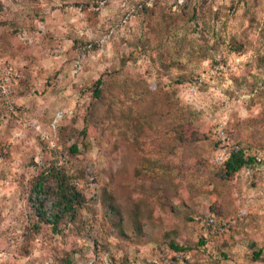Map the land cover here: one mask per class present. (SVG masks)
<instances>
[{"label":"rangeland","instance_id":"1","mask_svg":"<svg viewBox=\"0 0 264 264\" xmlns=\"http://www.w3.org/2000/svg\"><path fill=\"white\" fill-rule=\"evenodd\" d=\"M5 62L24 74L19 111L45 131L62 117L51 148L0 100V264H167L171 244L196 264H264V0H0ZM219 125L261 164L226 179ZM52 164L88 201L59 235L27 205ZM237 210L226 236L203 224Z\"/></svg>","mask_w":264,"mask_h":264},{"label":"trees","instance_id":"2","mask_svg":"<svg viewBox=\"0 0 264 264\" xmlns=\"http://www.w3.org/2000/svg\"><path fill=\"white\" fill-rule=\"evenodd\" d=\"M186 5L183 6L185 8ZM186 13L183 10V14ZM194 15V11L191 16ZM235 44V42H233ZM240 52L239 49L235 50ZM102 81L99 79L95 82L96 88L93 90L95 97L100 96ZM181 128V127H180ZM179 128V129H180ZM76 146H72L69 151L76 153ZM252 163V159L246 160L243 153L232 155L223 165L226 179H232L234 175L242 168ZM73 176L65 167H57L52 164L49 168L29 181L27 190V205L30 211L36 216V225L32 228L38 230L39 223L48 225L54 234L59 235L62 230L68 228L70 224H75L79 214L86 209L87 199L75 184H72ZM48 198L52 202V208L45 210L43 199ZM112 209V208H111ZM112 212L114 210L112 209ZM31 228V229H32ZM116 231L123 235L121 223L116 224ZM175 251H183L176 245H170ZM254 259L257 260L261 252L253 253ZM64 264H75L74 258L67 255Z\"/></svg>","mask_w":264,"mask_h":264},{"label":"built area","instance_id":"3","mask_svg":"<svg viewBox=\"0 0 264 264\" xmlns=\"http://www.w3.org/2000/svg\"><path fill=\"white\" fill-rule=\"evenodd\" d=\"M24 77L23 71L16 68L10 62H5L0 66V100L3 107L11 114H13L17 124L27 126L31 128L36 134H38L42 139L48 140V144L51 148L54 147V140L50 137V133L54 132L56 129V122L62 117V114H57L56 119L51 124V127L47 131L42 129L40 124L28 116L25 112L19 111L17 109L15 100L13 99L12 86L21 81ZM201 80V78H197ZM215 137L217 150L213 157V163L215 165H223L227 160H229L232 155L243 153L246 160L252 159V163L249 165L261 164L262 158L244 148L241 144L235 142L229 132L224 126L219 125L215 129ZM58 156V155H57ZM59 163L62 162L63 158L58 156ZM247 165V166H249ZM244 214L241 210L233 212L230 216L226 218H219L214 214H208L203 221V224L210 230L212 234H216L217 237L226 236L231 231L236 230L238 226L243 221ZM169 252L166 263L167 264H196L190 256L185 254L183 251Z\"/></svg>","mask_w":264,"mask_h":264},{"label":"crops","instance_id":"4","mask_svg":"<svg viewBox=\"0 0 264 264\" xmlns=\"http://www.w3.org/2000/svg\"><path fill=\"white\" fill-rule=\"evenodd\" d=\"M233 139V138H232ZM234 140V139H233ZM235 141V140H234ZM235 142H237V141H235ZM238 143V142H237ZM240 144V143H239ZM242 145V144H241ZM243 146V145H242ZM244 147V146H243ZM245 148V147H244ZM260 171V170H259ZM258 178H259V180L260 181H263V179H262V177L261 176H259L258 175ZM234 203H236V202H234ZM254 205V201H252V200H248V201H245V206L247 207V208H250V207H252ZM255 206V205H254ZM234 206H233V204L231 203L230 205H229V207H227V210H225V212L227 211V212H229V211H231L232 210V208H233ZM250 246V245H249ZM255 246V245H254ZM253 246V244H251V247L253 248L254 247Z\"/></svg>","mask_w":264,"mask_h":264}]
</instances>
